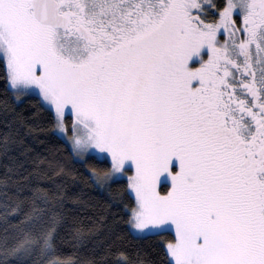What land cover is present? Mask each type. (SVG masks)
Segmentation results:
<instances>
[{"label":"snow or ice","instance_id":"1","mask_svg":"<svg viewBox=\"0 0 264 264\" xmlns=\"http://www.w3.org/2000/svg\"><path fill=\"white\" fill-rule=\"evenodd\" d=\"M0 66L5 110L48 114L34 171L64 174L60 145L117 210L84 255L66 184L17 185L0 264H157L146 238L159 264H264V0H0Z\"/></svg>","mask_w":264,"mask_h":264},{"label":"trees","instance_id":"2","mask_svg":"<svg viewBox=\"0 0 264 264\" xmlns=\"http://www.w3.org/2000/svg\"><path fill=\"white\" fill-rule=\"evenodd\" d=\"M3 72L4 69L0 66V101L5 99ZM16 113H22L32 125L46 130L41 133L29 134V127L20 124L16 118ZM47 120L48 114L46 112H37L33 97H27L23 102H16L14 111L12 109L6 111L4 104L0 103V141H2L5 132L8 131L9 125L13 129H19L20 137L24 141L23 144L19 141L16 143L10 142L7 151L0 147V205L5 201L9 204L15 201L17 185L41 183L55 189L57 183L66 184L67 190L74 194L72 198L66 201L65 211L68 214L69 224L75 219L94 227L93 235L89 240L85 241V246L81 248L82 254L92 255L95 243L104 239L108 227L115 226L112 217L117 210L109 207L106 200L107 193L102 192L90 182L86 183L80 179L78 173L88 172L89 167L81 168L79 164H72L67 152L60 145H57L59 148L57 158L66 166L65 173L56 175L53 173L52 168H48L47 164L44 165L47 169V175L37 174L34 171L37 166V150L43 155H49L43 153L44 144L51 147L53 142L51 129L47 128ZM37 135L39 138H34ZM27 149L32 150L29 151ZM74 177L76 179L75 183L73 182ZM16 223L17 221L13 219V214H9L7 219H5L3 208L0 207V238L6 233H13ZM58 243L65 254L72 253L73 248L69 242L62 240ZM154 243L153 239L146 238L140 242L134 241L129 245V248L131 250L135 247H141L145 252L149 253V259L159 264L160 254L157 251H153ZM40 259L41 257L39 256L35 257L37 264H39Z\"/></svg>","mask_w":264,"mask_h":264},{"label":"rangeland","instance_id":"3","mask_svg":"<svg viewBox=\"0 0 264 264\" xmlns=\"http://www.w3.org/2000/svg\"><path fill=\"white\" fill-rule=\"evenodd\" d=\"M88 171H90V169H88Z\"/></svg>","mask_w":264,"mask_h":264}]
</instances>
